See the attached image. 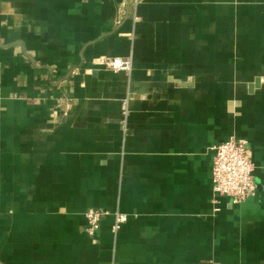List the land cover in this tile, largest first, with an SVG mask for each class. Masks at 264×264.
<instances>
[{"label":"crops","instance_id":"obj_1","mask_svg":"<svg viewBox=\"0 0 264 264\" xmlns=\"http://www.w3.org/2000/svg\"><path fill=\"white\" fill-rule=\"evenodd\" d=\"M231 135L242 202L213 189ZM91 207L128 220L91 236ZM0 264H264V0H0Z\"/></svg>","mask_w":264,"mask_h":264},{"label":"built area","instance_id":"obj_2","mask_svg":"<svg viewBox=\"0 0 264 264\" xmlns=\"http://www.w3.org/2000/svg\"><path fill=\"white\" fill-rule=\"evenodd\" d=\"M136 5L141 0H135ZM97 65L114 71H127L133 69L131 58L120 56L102 55L97 58ZM131 95L128 94L121 104L122 125L128 128L130 116ZM255 164L252 159V150L249 140L236 135L229 136L226 140L215 146L214 163L212 167L213 189L215 194L229 196L236 202H242L256 193L254 180ZM87 218L86 231L94 236L100 229L105 217L113 216L112 229L117 233L123 223L128 220V215L120 210L111 211L106 208L91 207L85 212Z\"/></svg>","mask_w":264,"mask_h":264}]
</instances>
